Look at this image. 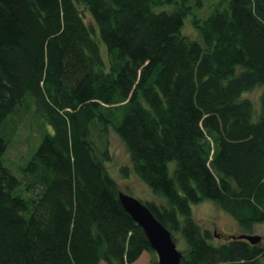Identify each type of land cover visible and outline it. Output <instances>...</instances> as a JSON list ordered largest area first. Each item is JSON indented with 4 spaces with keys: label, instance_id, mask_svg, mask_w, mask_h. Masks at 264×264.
Masks as SVG:
<instances>
[{
    "label": "trees",
    "instance_id": "1",
    "mask_svg": "<svg viewBox=\"0 0 264 264\" xmlns=\"http://www.w3.org/2000/svg\"><path fill=\"white\" fill-rule=\"evenodd\" d=\"M194 6L0 0V264H158L107 170L111 130L120 171L163 197L145 204L184 244L179 264H260L264 245L214 243L192 205L264 222V0H218L204 18ZM26 113L40 135L14 169Z\"/></svg>",
    "mask_w": 264,
    "mask_h": 264
},
{
    "label": "rangeland",
    "instance_id": "2",
    "mask_svg": "<svg viewBox=\"0 0 264 264\" xmlns=\"http://www.w3.org/2000/svg\"><path fill=\"white\" fill-rule=\"evenodd\" d=\"M217 1L202 0V6H194L192 14L200 18L206 17ZM183 32L197 38V32L189 21L185 22ZM260 93L261 87H256L249 91L246 96L257 105ZM38 122L30 113H26L18 123L5 154V160L14 169L19 167L29 152L34 148L40 135ZM107 141L110 160L106 161V167L109 174L117 182L119 190L138 198L144 203L146 201L164 203L163 197L149 188L134 172H129L125 175L120 171L121 166L129 164V156L124 144L112 130L109 131ZM174 165V161L169 163L170 171H172ZM192 213L203 230L206 229L211 233L214 243H222L233 234L245 233L260 235L262 240L259 244L264 245V222L254 223L250 228L243 227L231 214L219 208L212 200H204L192 205ZM182 247H184L183 243L178 245L179 249ZM153 258H155V255L148 254L149 262H152ZM99 264L103 263L100 262ZM260 264H264V256L260 258Z\"/></svg>",
    "mask_w": 264,
    "mask_h": 264
},
{
    "label": "water",
    "instance_id": "3",
    "mask_svg": "<svg viewBox=\"0 0 264 264\" xmlns=\"http://www.w3.org/2000/svg\"><path fill=\"white\" fill-rule=\"evenodd\" d=\"M119 202L123 209L142 227L151 248L157 255L158 264H179L182 252L177 248L171 232L153 214L149 207L139 200L123 191L118 192ZM231 237L246 239L252 244L261 242L262 237L257 234H238Z\"/></svg>",
    "mask_w": 264,
    "mask_h": 264
}]
</instances>
